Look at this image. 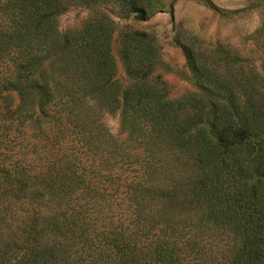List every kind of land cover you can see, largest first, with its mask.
Segmentation results:
<instances>
[{
  "label": "trees",
  "instance_id": "trees-1",
  "mask_svg": "<svg viewBox=\"0 0 264 264\" xmlns=\"http://www.w3.org/2000/svg\"><path fill=\"white\" fill-rule=\"evenodd\" d=\"M69 5L91 7L59 33ZM161 0H0V264H264V82L176 34L199 93L168 98ZM108 11V12H106ZM119 113L118 137L101 120Z\"/></svg>",
  "mask_w": 264,
  "mask_h": 264
},
{
  "label": "rangeland",
  "instance_id": "rangeland-1",
  "mask_svg": "<svg viewBox=\"0 0 264 264\" xmlns=\"http://www.w3.org/2000/svg\"><path fill=\"white\" fill-rule=\"evenodd\" d=\"M163 11L146 20L131 16L119 18L112 13L115 23L111 50L115 57L116 72L113 80L124 88L129 79L124 74L117 53V33L127 27L145 31L153 36L159 47L161 63L155 73L168 84V98L175 99L199 90L193 82L181 48L172 37H192L199 47L219 44L238 55L245 68L254 67L264 82V0H161ZM91 11V7L69 5L57 20L59 33L78 29ZM108 132L118 137L119 113H104L101 117Z\"/></svg>",
  "mask_w": 264,
  "mask_h": 264
}]
</instances>
